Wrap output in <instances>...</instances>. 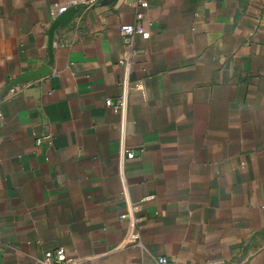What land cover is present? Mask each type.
Listing matches in <instances>:
<instances>
[{
	"label": "crops",
	"instance_id": "obj_1",
	"mask_svg": "<svg viewBox=\"0 0 264 264\" xmlns=\"http://www.w3.org/2000/svg\"><path fill=\"white\" fill-rule=\"evenodd\" d=\"M144 1L148 39L99 0L12 86L69 0H0V264H264V0Z\"/></svg>",
	"mask_w": 264,
	"mask_h": 264
},
{
	"label": "built area",
	"instance_id": "obj_2",
	"mask_svg": "<svg viewBox=\"0 0 264 264\" xmlns=\"http://www.w3.org/2000/svg\"><path fill=\"white\" fill-rule=\"evenodd\" d=\"M99 0H69L65 7L58 8L55 12L51 13L52 17H57L65 12L69 8L78 9L79 7H90L96 4ZM134 7V21L132 24L121 25L118 29L119 36L124 41L127 46L131 47V40L135 36H139L143 39H148L150 37V33L146 30L143 25L140 23L143 19L142 11L147 9L148 4L144 0H132ZM124 65L125 63H120ZM126 88L123 93V97L120 99L118 104L114 107L115 109H119L121 116H124V111L126 109ZM106 106L111 107V102L109 100L106 101ZM1 119V116H0ZM123 123V122H122ZM134 158V154L131 151H128L124 146V132L123 125L121 124V135H120V150L118 155V161L122 166L125 161L132 160ZM154 197L149 196L146 197L142 202H147L153 200ZM139 203H127V211L124 215L121 216V219L127 220L129 227L131 230H134L139 223V219L134 217V213L139 209ZM138 238L137 234L134 232L133 238ZM35 264H74V261L67 257L65 251L63 249H58L55 252H45L42 257ZM158 264H166V260L161 258L158 260Z\"/></svg>",
	"mask_w": 264,
	"mask_h": 264
},
{
	"label": "water",
	"instance_id": "obj_3",
	"mask_svg": "<svg viewBox=\"0 0 264 264\" xmlns=\"http://www.w3.org/2000/svg\"><path fill=\"white\" fill-rule=\"evenodd\" d=\"M114 1V0H111ZM77 9L75 8H69L67 9L65 12H63L61 15H59L55 21L53 22V24L51 25L49 31H48V52H49V58H48V63L47 65L43 66L41 69L30 73L22 78H20L19 80L15 81L13 85H17L19 83H25L28 81H35L36 79H38L39 77H45L48 74L51 73V65H52V51H51V46H52V38L53 35L55 33V31L60 28V27H64L67 24H69V22L72 20V18L75 16Z\"/></svg>",
	"mask_w": 264,
	"mask_h": 264
}]
</instances>
